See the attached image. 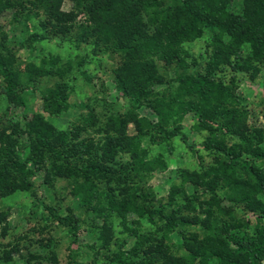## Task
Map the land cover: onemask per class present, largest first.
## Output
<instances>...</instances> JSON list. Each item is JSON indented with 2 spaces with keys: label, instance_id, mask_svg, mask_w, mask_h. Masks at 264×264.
<instances>
[{
  "label": "trees",
  "instance_id": "obj_1",
  "mask_svg": "<svg viewBox=\"0 0 264 264\" xmlns=\"http://www.w3.org/2000/svg\"><path fill=\"white\" fill-rule=\"evenodd\" d=\"M62 1L33 0L32 5L40 4L50 32L72 33L78 42L90 39L103 44L113 58L118 56L110 77L115 89L110 113L98 119L82 102L79 121L58 131L37 112L29 118L24 112L20 117L0 113V195L32 189L31 178L40 167L74 175L71 193L83 186L94 190L96 180L110 190L109 184L118 180L123 186L119 201L107 194L118 217L124 219L127 210L153 228L129 229L133 245L112 255L115 264H264V107L263 123L249 125L250 102L235 90L240 80L236 74L245 73L253 83L264 67V0H67L69 10H61ZM13 6L20 7L18 2L0 0V12ZM80 14L82 20L77 19ZM43 37L29 35L33 41ZM199 37L206 38L205 51L198 54L199 61L187 59L183 43ZM243 45L248 49L244 54ZM1 48L0 43V95L21 111L29 89L36 88L35 77L52 79L39 97L49 112L70 106L73 81L90 82L94 77L84 73L79 62L73 65L43 55L35 63L21 64ZM258 86L256 94L264 96V82ZM139 105L150 109L155 123L132 118L129 108ZM188 113L192 129L202 135L198 143H187V134L179 130ZM128 122L135 123L134 134L125 132ZM164 125L197 159L201 152L212 157L204 163L200 159L196 169L179 166L169 198L146 203L155 198V189H143L142 176L165 164L162 155L151 157L141 147V139ZM90 131L99 135L82 137ZM170 135L153 143L167 141L165 149L170 152ZM117 150L128 151L130 159L114 161ZM41 203L74 242L81 225L75 213L69 208L61 214ZM5 216L0 210V238L6 235ZM31 231L42 232L39 227ZM19 239L31 242L19 236L14 241ZM50 240L47 236L33 241L42 251L29 252L25 259L59 264ZM11 247L18 251L14 242ZM69 260L80 264L70 254Z\"/></svg>",
  "mask_w": 264,
  "mask_h": 264
},
{
  "label": "rangeland",
  "instance_id": "obj_2",
  "mask_svg": "<svg viewBox=\"0 0 264 264\" xmlns=\"http://www.w3.org/2000/svg\"><path fill=\"white\" fill-rule=\"evenodd\" d=\"M8 1L18 2L20 7H8L0 12L1 49L8 50L7 53L16 57L21 64L35 63L43 55L57 56L60 62L66 61L73 65H77L79 62V68L86 74L94 75L95 78L93 77L90 82L87 80L86 82L83 78L73 81L71 83L72 92L68 98L70 106L65 110L59 109L57 111L52 108L51 111L56 112L53 113L42 108V102L39 98L40 93L45 91L44 88L51 85L52 79L46 80L43 76L35 77L36 83L33 86L36 88L34 90L29 89L24 110L21 111L16 105L7 102L0 95V113H5L6 116L12 114L14 117H20L24 112L29 118L32 113L37 112L47 119L57 131L67 130L79 121V114L84 110L81 106L82 102L94 109L98 119H102L110 113L109 103L114 100L113 94L115 93L110 77L118 56L114 54L113 58L106 52L103 44H94L90 39L78 42L72 33L55 34L50 32L47 25L43 24V11L38 2H34L32 5L33 0ZM69 6V1L64 0L61 2L60 8L61 10H69ZM77 19L82 20L83 15H78ZM33 32L43 34L44 37L39 41L30 40L29 35ZM205 43L206 38L204 37L183 43L182 47L186 48L190 55L187 59L193 57L199 61L198 54L203 51ZM242 48H245L243 54L246 53L248 50L246 46L243 45ZM181 56L184 54L181 53ZM236 75L240 79L235 87L236 93L240 94L245 101L250 102L249 109L252 110L248 112L246 121L251 126H260L263 123L261 110L264 107L262 105L264 96L256 94V92L259 89L258 85L262 81L264 82V67H260L259 76L253 83L246 80L245 73ZM158 93L166 94L161 90ZM129 111H131L133 119L146 118L152 123L156 122L150 109L144 105L131 107ZM193 122L191 113L186 114L180 121L182 127L179 130L187 134V143L191 141L198 143L199 139L202 138V135L200 136L192 129ZM158 127H161V130ZM135 128V123L128 122L125 132L134 134ZM91 131L82 137L93 136L96 138L99 135ZM170 131L169 126H155L149 131L150 134L141 139V147H144L151 157L158 154L162 155L165 164V168L155 169L152 173L147 172L146 176H142L143 189H147L149 186L153 190L155 189V198L153 200L151 197L148 198L146 203L169 198L168 196L173 193L170 182L179 166L196 169L200 165V159L204 163L210 161L212 157L211 153L201 152L200 159H197V154L192 153L189 147L179 139V135L171 136ZM166 135L171 137L168 140L172 146L170 152L165 149L167 141L153 143L155 138L156 140L165 139ZM148 138L150 142H148ZM24 145L28 146L27 143ZM129 159L130 153L128 151L123 152V150H117L113 156L114 161H128ZM54 162L60 163L61 161ZM45 165L49 170L52 168L48 160L45 161ZM47 175H50V178L45 180ZM73 177L76 178L70 172L59 175L54 171L49 173L46 168L40 167L31 178L34 185L32 189L29 191L16 190L9 194L0 195V210L6 213L5 219L2 221L6 226V235L0 238V264H36L35 260H26L25 258L29 252H41L42 247L33 241L47 236H51L50 247L56 254L59 264H72L69 260V254L80 264H115L112 255L119 251H127L133 245V236H129V229H139L138 226L140 225V230L148 232L153 228L149 223L139 219L136 213L131 214L127 210L124 219L118 217L117 210L112 205L114 203H109L107 198V194H110L115 197V200L119 199L118 195L123 186L118 180L109 184L110 190H107L104 184L100 185L101 182L96 180L98 186L95 185L94 190L88 192L87 188L83 186L82 191L71 193L76 183ZM78 182L80 183V179L77 180ZM133 187L137 190V186ZM41 202L51 205L61 214H64L65 209L69 208L73 214L75 213L74 215L80 220L81 225L74 242H70L72 237L65 232L63 227L54 224ZM32 227L35 229L39 227L42 232L36 231L34 233L31 231ZM16 236L27 237L31 242H24L22 239L16 242L14 241ZM12 242L18 245V253L12 249ZM18 254H21V257ZM45 262H47L45 259L41 260L42 264Z\"/></svg>",
  "mask_w": 264,
  "mask_h": 264
}]
</instances>
